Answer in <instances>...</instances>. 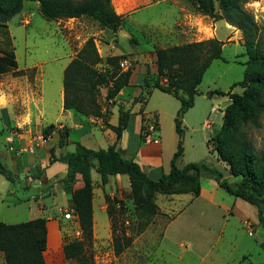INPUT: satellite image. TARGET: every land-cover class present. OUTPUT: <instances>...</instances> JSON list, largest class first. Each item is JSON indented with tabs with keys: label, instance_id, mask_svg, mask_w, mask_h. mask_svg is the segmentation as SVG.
Returning a JSON list of instances; mask_svg holds the SVG:
<instances>
[{
	"label": "rangeland",
	"instance_id": "1",
	"mask_svg": "<svg viewBox=\"0 0 264 264\" xmlns=\"http://www.w3.org/2000/svg\"><path fill=\"white\" fill-rule=\"evenodd\" d=\"M134 1L112 0L116 13L122 18L118 27L114 29L102 27L94 20L86 17L48 20L41 13L38 3L24 1L23 10L19 14L7 24H0V49L5 48L14 51L19 66L23 69L19 76L8 74L0 77V82L4 85L1 90L7 92H9V88L16 90L19 96V106L28 110L25 97L21 96V92L23 88L30 92L39 87L38 97L32 96L33 93L31 92L33 101L30 108L34 113V119L38 120L40 111L44 109V125L55 123L58 116L57 106L59 105L60 91L63 89V68L70 58L76 56L88 39L94 38L99 53L103 57V63L99 65V70L105 71L107 69L105 64L107 44L115 34L120 35V44L123 47H129L131 46L130 42H136L137 44H134L140 47L143 58L147 60L146 53L153 51L151 48L152 36L149 35H152L154 31L148 26L154 24L159 28L162 25L163 27H170L175 21L177 11L170 6V3H164L149 10H142L144 6L142 4L136 5ZM136 1L142 3L140 0ZM184 4L187 5V12L189 10L192 15H196L200 20L213 23L209 30L210 35H214L226 45L223 48L222 58L215 60L206 71L199 87L195 106L181 120L184 131V154L178 160V166L183 168L190 163H205L210 167L223 170L226 165L210 148H212L211 138L221 130L224 111L230 103V99L217 92H228L235 83L244 79L245 67L241 63H245L248 58L243 46V33L225 21L216 22L213 18L196 12L193 3V8L184 0L179 3L181 7L185 6ZM245 9L253 15L264 37V0H250ZM199 31H197L200 34L198 39H206L207 30L204 29V26ZM193 39L195 37L188 40ZM113 42L117 46V41ZM160 46L163 45H157L155 48ZM130 65L132 72L134 71L136 76L138 75V77H134L133 81L139 79L143 83L144 76L139 75L140 69L141 73L143 72L148 78L151 77L152 81L153 76L154 80L156 79L157 73L153 72L149 64L141 65L137 60H133L130 61ZM148 71L151 72L150 75L147 74ZM1 87L2 85H0ZM233 92L242 93L243 90L237 87ZM127 93H131L130 89L127 90ZM106 94L107 88H101L99 103L102 108L111 103L106 101ZM144 97L145 101L142 107L149 115H156L160 124V130L155 134L153 133L152 139L156 143L163 142L165 154L171 152L179 138L176 131V119L181 103L174 96L153 87L144 90ZM213 109H219V112L211 118L213 124L211 130L206 127V124ZM3 118L0 111L1 157L5 156L4 151H8L6 135L3 131L7 126L14 127V123L7 125L6 122L8 121ZM248 134L256 151L263 154L264 120L261 129L251 128L248 130ZM207 177L210 176H203L202 180L206 182ZM227 178L231 183L238 181L229 173H227ZM25 184L24 180L19 181L15 177L8 180L0 174V196L5 202L17 201L21 203L27 199L33 208L45 207L46 213L43 216L57 217L59 215L58 209L61 208L64 219L69 197L63 195L61 191L52 196L44 197L42 193H36L34 188L26 189ZM15 190L16 193H12ZM240 201L248 209L240 211L249 219L241 223L239 216L238 219L232 218L222 238L217 241L215 236H210V230L207 231L211 222L203 218L206 215L203 213V206L206 204L202 201L192 202L190 198L171 201L168 196L158 195L155 199L158 207L157 212L154 216L148 217L141 216L136 211L131 190L125 192L123 198L119 196L108 197L111 227L108 213H103L97 208L93 238L91 242H86L84 254L73 260L63 259L60 264H264V225L259 222L256 207L243 200ZM26 203L25 201V205ZM7 206L6 203L0 202V215H2L0 218L5 223L19 224L26 222L29 218L31 219L26 207L20 205L18 207ZM186 207L187 212H184L173 227L174 231L179 234L176 236L177 238L184 237L183 233H185L189 241L184 242V248H180V242L176 240L162 241L166 224ZM34 216L35 218L43 217L37 213ZM197 220L201 221L200 228H197L195 224ZM212 222L221 226L222 218L220 216L213 217ZM113 225L115 226L113 227ZM49 228V231L51 230L49 233L50 247L53 246V248L81 240L83 237L75 217L60 222V235L58 237L55 235L57 230L52 226ZM115 233L118 236L131 238L132 241L131 246L119 256L115 253L113 243ZM194 236H198L200 239L193 241L192 237ZM182 255L183 259L180 260L179 257Z\"/></svg>",
	"mask_w": 264,
	"mask_h": 264
},
{
	"label": "trees",
	"instance_id": "2",
	"mask_svg": "<svg viewBox=\"0 0 264 264\" xmlns=\"http://www.w3.org/2000/svg\"><path fill=\"white\" fill-rule=\"evenodd\" d=\"M38 3L41 13L48 20L90 18L102 27L114 29L122 18L112 5V0H0V24H7L23 10V2ZM195 11L225 21L243 33V46L247 61L244 79L235 83L230 91L217 93L230 99L223 116L221 130L211 138L212 148L226 167L220 170L209 165L190 163L180 168L178 160L184 154L182 119L195 106L199 87L206 71L215 60L222 58L225 42L211 38L200 42L157 48L154 63L157 67L153 81L144 75L140 87L142 94L134 103L145 101L144 90L149 87L174 96L181 103L176 119L179 135L177 151L170 171L158 180L151 179L133 159H128L119 149L123 131L127 128L130 112L120 110L119 125L111 127L117 134L116 142L105 150H91L79 145L77 152L64 157H53L68 165L67 175L62 183L72 188L81 176L84 186L74 191L73 210L77 218L82 239L56 248L49 244V221L45 218L6 224L0 222V252L6 264H60L61 260L80 258L86 242H91L94 230V186L91 172L97 168L101 185L109 183L117 175L128 176L131 193L139 215L154 216L158 195L192 194L199 197L203 176H212L219 187L235 199H241L255 206L258 219L264 225V153L259 154L248 134V130L261 129L264 120V37L252 14L245 6L250 0H185ZM257 1V0H254ZM94 38L86 41L64 70V108L83 117L101 118L104 115L99 103L101 88H107L106 101L116 103L121 92L127 93L123 100L131 99L136 86L130 85L131 69L123 71L120 64L126 55L109 56L105 59L107 69L99 70L103 63ZM12 73L19 76L18 61L14 51L0 49V76ZM148 75L151 72H147ZM152 76V75H151ZM237 87L242 93L233 92ZM154 128H159L157 117ZM210 143V141H209ZM227 173L238 179L231 183ZM0 174L12 180L13 175L0 163ZM109 218L110 212L108 210ZM112 224V222H111ZM115 225H113L114 227ZM115 232V231H114ZM115 253L121 255L132 244L131 238L113 237ZM50 262H49V259Z\"/></svg>",
	"mask_w": 264,
	"mask_h": 264
},
{
	"label": "crops",
	"instance_id": "3",
	"mask_svg": "<svg viewBox=\"0 0 264 264\" xmlns=\"http://www.w3.org/2000/svg\"><path fill=\"white\" fill-rule=\"evenodd\" d=\"M140 2L142 3H137L136 0L134 1L136 5L140 6V4H142L144 6L142 10H149L164 3H170V6L174 7L177 11V16L174 19L175 21L170 27H163L162 25L159 28L154 24L148 26L154 31L152 32V35L149 33V36H152L151 48H153V51L146 53L147 60L143 58L142 51L139 46H136V42H130L131 46L129 47L121 46V37L118 34H115L107 44V57L126 55L129 61L137 60L141 65L149 64L153 72H157V67L154 63V53L157 49L155 46L163 45L159 48H165L216 38L214 35H210L211 32L209 31L213 23L211 24V22L209 23V21L203 19L200 20L196 15H192L189 10L187 12V5L184 4L185 6L183 7L179 5L181 0H140ZM184 2L187 3L185 0ZM202 26L207 30V37H205L206 39L200 40L198 39L200 34L197 33V31L200 32L199 30ZM192 37H195V39L188 40ZM113 41H117V46ZM175 41L177 42L174 44L173 42ZM180 41L183 42L180 43ZM72 59L73 58H70L67 64H65V67L63 68L64 70ZM138 69H140L139 66ZM21 70L23 69L20 68L18 62V71ZM140 70L139 75L144 76V73H141ZM2 76L4 75H1L0 77ZM135 76L136 74L134 72L130 80V85L136 86L133 92V97L130 100H123L127 93L121 92L116 99L115 104L111 102L103 108L104 115L101 118L83 117L72 110H65L64 89H62L59 96V105L57 106L58 116L56 117V122L48 125H44L43 123V118L45 117L44 109L40 111L38 120H35L34 113L30 108L31 102L33 101L31 98V92L33 93L32 96L38 97L39 87L37 90H31L30 92L23 88L21 96L25 97V103H27L28 108V110H25L18 104L19 96L17 95V91L14 89L12 90L11 88H9V92L1 90L4 85L0 82V85H2L0 88V111L4 117L3 119L6 118V121H8H5L7 125L9 123H14V127L7 126L4 131L2 130L6 135L8 151H4V157H1L0 154V163L12 173L13 179L15 177L16 179H19V181L24 180V182H26V189L30 190L31 188H34L36 189V193H42L44 197L49 195L52 196L53 194H57L58 191H61L63 195L69 197L68 206L65 209V212L70 210L74 213L73 195L75 190L84 186L82 178L81 176H78L77 183L72 188L65 186L62 181L67 175L68 165L63 161L52 162V159L53 157L59 158L75 154L79 145L85 146L91 150L108 149L116 142L117 134L111 129V127H117L119 125L120 110L123 109L124 111H129L131 116L128 126L123 131L122 138L119 142V149L123 152L126 158L133 159L138 163L142 170L151 179L158 180L162 175L169 173L171 160L177 151L179 138L176 140L175 148L166 154L163 142L156 143L154 139H152L154 134L160 130V124L158 121L159 128H154V118L156 115H149L142 107V102L137 104L133 102V99L139 97L143 92V89L139 86L141 81L139 79L133 81ZM136 77H138V75ZM140 106L141 108H139ZM37 109L38 107L35 110L37 111ZM91 175L94 186L93 209L95 222L97 208L103 213H108V197L119 196L123 198L124 193L130 191L131 188L128 176H113L110 178L107 185L102 186L101 177L97 172V168L92 170ZM201 184L202 189L199 197H194L192 194L172 195L168 197H170L171 201H180L184 198H190L192 202H204L206 205L203 206V213L206 215H204L203 218L207 219L208 222H211L207 231L210 230V236H215L218 241L222 238L227 226L231 223L232 218H237L239 216L241 223L249 219L248 216H245L240 211L248 209L243 203H241V199H235L221 189L212 176L207 177L206 182L202 180ZM17 185L20 186V184ZM12 193H16V190ZM36 193L34 192V194ZM25 201L27 202L26 205ZM25 201H23L24 203H18L17 201H13L12 203L5 202L2 196H0V202L2 204L6 203V205H11L13 207H18L19 205L26 207L29 211V216L31 217V219L29 218L26 222L39 218L47 219L49 221V227L52 226L57 230L55 235L58 237L60 235V222L64 220L63 213L61 212L62 209H58L59 215L57 217L43 216L46 213L45 207L33 208V205H31L29 200L26 199ZM184 212H187V207L183 208L176 217H173L166 224L161 238L162 241L176 240L180 242V248H184V242L189 241L186 238L187 235L183 233L184 237L177 238L176 236L179 234L174 231L173 227L174 223L182 217ZM35 213L42 215L43 217L38 216L35 218ZM216 216L222 218L221 226H217L212 222L213 217L216 218ZM0 217H2V215H0ZM74 217L78 224L75 214ZM0 222L4 221L0 218ZM200 222L201 221L199 220L195 222L197 228H200ZM214 226H216L215 229ZM52 231L54 230L52 229ZM49 233H51V230ZM192 239L194 241V239L200 238L194 236ZM179 258L182 260L183 255ZM0 264H6L4 254L1 252Z\"/></svg>",
	"mask_w": 264,
	"mask_h": 264
},
{
	"label": "built area",
	"instance_id": "4",
	"mask_svg": "<svg viewBox=\"0 0 264 264\" xmlns=\"http://www.w3.org/2000/svg\"><path fill=\"white\" fill-rule=\"evenodd\" d=\"M120 67L123 71H127L130 69L131 65H130V61L128 59L126 60H123L120 64ZM217 112H219V109H213L212 112L210 113V118L207 120V124H206V127L209 128V129H213V124L211 122V118L212 116H214ZM62 212V211H61ZM74 216H73V212L72 211H67L65 212L64 214V220H71L73 219Z\"/></svg>",
	"mask_w": 264,
	"mask_h": 264
}]
</instances>
